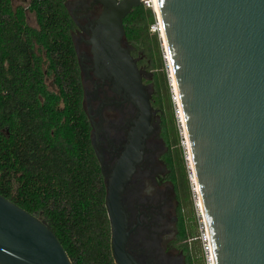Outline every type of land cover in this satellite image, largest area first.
Returning a JSON list of instances; mask_svg holds the SVG:
<instances>
[{
    "label": "water",
    "instance_id": "obj_1",
    "mask_svg": "<svg viewBox=\"0 0 264 264\" xmlns=\"http://www.w3.org/2000/svg\"><path fill=\"white\" fill-rule=\"evenodd\" d=\"M94 2L95 71L138 107L130 150L141 152L160 124L126 45L123 17L140 0ZM158 3L215 262L264 264V0ZM108 217L122 264L111 209ZM0 264L73 263L41 216L0 193Z\"/></svg>",
    "mask_w": 264,
    "mask_h": 264
},
{
    "label": "trees",
    "instance_id": "obj_2",
    "mask_svg": "<svg viewBox=\"0 0 264 264\" xmlns=\"http://www.w3.org/2000/svg\"><path fill=\"white\" fill-rule=\"evenodd\" d=\"M0 0V193L51 227L73 264H115L104 186L88 138L66 0ZM152 8L123 17L125 38L150 72L164 161L178 200L181 237L195 236L193 201ZM51 77L54 89L46 83ZM193 240L189 264H202Z\"/></svg>",
    "mask_w": 264,
    "mask_h": 264
},
{
    "label": "flooded vegetation",
    "instance_id": "obj_3",
    "mask_svg": "<svg viewBox=\"0 0 264 264\" xmlns=\"http://www.w3.org/2000/svg\"><path fill=\"white\" fill-rule=\"evenodd\" d=\"M28 4L29 0L26 5H13L25 7L26 22ZM66 6L75 22L71 35L82 86L81 105L88 125V138L104 186L107 216L111 209L114 217L122 250L121 263L189 264L186 242L190 244L196 238L181 237L178 200L170 168L163 158L166 145L160 128L145 137L141 152H131L130 135L138 117V107L124 98L109 79L95 71L97 59L87 39L102 6L94 0H66ZM126 45L145 87L152 90L150 73L141 62L139 52L128 43ZM46 83L54 89L51 77H46ZM153 108L151 123L156 125L160 117L157 108ZM108 219L111 247V220Z\"/></svg>",
    "mask_w": 264,
    "mask_h": 264
},
{
    "label": "built area",
    "instance_id": "obj_4",
    "mask_svg": "<svg viewBox=\"0 0 264 264\" xmlns=\"http://www.w3.org/2000/svg\"><path fill=\"white\" fill-rule=\"evenodd\" d=\"M145 6L152 8L154 12V21L150 24V30L157 33L159 44H160V51L162 54L163 62H164V69L166 72V77L168 80V86L171 94V99L173 102L174 110H175V117L177 120V126L180 133V143L183 148L184 159L187 167V172L190 178V185H191V192H192V201L193 206L195 209V216H196V225H197V233L195 234L194 238L199 241L201 253H202V264H216L215 256L213 251V245L210 237V233L208 230L207 222L204 216L203 209L201 207V200L199 197V191L196 185L195 177H194V170L193 166L190 162L189 158V148L187 142V136L184 132V122L181 116V108L177 102V89L175 88V79L172 70V65L170 62L169 54L167 45L165 44L164 38L162 36V27L159 21V17L154 7V0H140ZM174 79V81H173Z\"/></svg>",
    "mask_w": 264,
    "mask_h": 264
},
{
    "label": "rangeland",
    "instance_id": "obj_5",
    "mask_svg": "<svg viewBox=\"0 0 264 264\" xmlns=\"http://www.w3.org/2000/svg\"><path fill=\"white\" fill-rule=\"evenodd\" d=\"M12 3L13 5H16L18 3H23V4H27L28 3V0H12ZM26 15H27V22L31 25H35L36 22H35V18H34V13L30 10L27 9L26 11ZM153 32V31H152ZM150 73V72H149ZM148 75V74H147ZM174 108V106H173ZM174 115H175V110H174ZM176 118V117H175ZM176 123H177V120H176ZM178 125V124H177ZM167 150V147L164 148V152ZM186 164V163H185ZM187 169V167H186ZM188 180H189V185H190V178H189V175H188ZM190 190H191V185H190ZM192 194V192H191ZM192 197V195H191ZM193 214H194V219L196 221V216H195V209H194V206H193ZM195 231L197 233V225L195 223ZM193 244L195 245V250L197 249V253H198V256L200 257V260H201V263H203V260H202V253H201V248H200V244H199V241L197 239H195V241L193 242Z\"/></svg>",
    "mask_w": 264,
    "mask_h": 264
},
{
    "label": "bare ground",
    "instance_id": "obj_6",
    "mask_svg": "<svg viewBox=\"0 0 264 264\" xmlns=\"http://www.w3.org/2000/svg\"><path fill=\"white\" fill-rule=\"evenodd\" d=\"M154 7H155V10H156L157 15H158V17H159V21H160V23H161V27H162V36H163L164 41H165V44H166V38H165L164 29H163V22H162V17H161V13H160V8H159L158 0H154ZM173 81H174V79H173ZM175 84H176V83H175ZM175 88H177V87L175 86ZM176 91H177V90H176ZM177 102H178L179 107H180V102H179V96H178V93H177ZM180 108H181V107H180ZM181 116H182V118H183L182 110H181ZM184 132H185V135H186L185 128H184ZM189 158H190V162H191V164L193 165V163H192V162H193V161H192V156H191L190 153H189ZM199 197H200V195H199ZM200 200H201V199H200ZM201 207H202V209H203L202 203H201Z\"/></svg>",
    "mask_w": 264,
    "mask_h": 264
}]
</instances>
